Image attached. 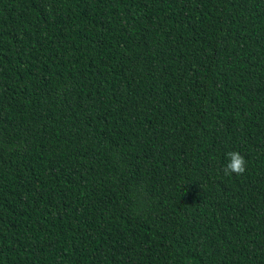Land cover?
Listing matches in <instances>:
<instances>
[{
  "label": "trees",
  "instance_id": "16d2710c",
  "mask_svg": "<svg viewBox=\"0 0 264 264\" xmlns=\"http://www.w3.org/2000/svg\"><path fill=\"white\" fill-rule=\"evenodd\" d=\"M0 264H264V0H0Z\"/></svg>",
  "mask_w": 264,
  "mask_h": 264
},
{
  "label": "clouds",
  "instance_id": "9594fccd",
  "mask_svg": "<svg viewBox=\"0 0 264 264\" xmlns=\"http://www.w3.org/2000/svg\"><path fill=\"white\" fill-rule=\"evenodd\" d=\"M229 158V163L224 168L225 175H243L246 171V160L239 152H229L227 153Z\"/></svg>",
  "mask_w": 264,
  "mask_h": 264
}]
</instances>
